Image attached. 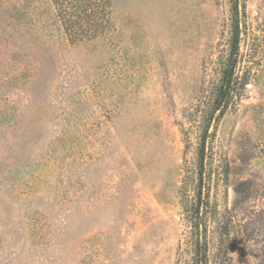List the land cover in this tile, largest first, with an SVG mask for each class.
I'll use <instances>...</instances> for the list:
<instances>
[{
  "label": "rangeland",
  "instance_id": "374dc122",
  "mask_svg": "<svg viewBox=\"0 0 264 264\" xmlns=\"http://www.w3.org/2000/svg\"><path fill=\"white\" fill-rule=\"evenodd\" d=\"M54 1L0 0V264H193L205 130L198 243L264 264V0L221 114L231 0H111L93 36Z\"/></svg>",
  "mask_w": 264,
  "mask_h": 264
},
{
  "label": "trees",
  "instance_id": "16d2710c",
  "mask_svg": "<svg viewBox=\"0 0 264 264\" xmlns=\"http://www.w3.org/2000/svg\"><path fill=\"white\" fill-rule=\"evenodd\" d=\"M110 1L111 0H55V12L57 13L61 28L65 35L70 36V33H72V31L75 32L76 28L81 29L82 31L87 30L86 34L90 36L104 34L107 30V26L111 24ZM241 4L239 0H231V47L226 58L225 67L222 71L220 84L214 99L213 113L216 111H219L220 114L223 113L233 96V91L237 84L243 85L247 82L246 80H242L239 72L242 56L239 52V46L241 35L245 30L242 27V15H244L245 4ZM208 136L209 133L205 130L200 150L201 162L198 172L197 192L195 194L196 204L194 211L196 212V215H199L200 213L202 214V210L200 209L205 208L206 210L209 205V195L203 191L206 181H209L210 178L209 175H206L205 171L208 161V153L206 151L205 143ZM198 215L196 216V221H193L192 224L197 235V244L195 246L196 257L193 259V264H208L207 244L204 242V245L202 246L198 243V236L200 237V235H202V229L206 232V223H202L200 221L202 216Z\"/></svg>",
  "mask_w": 264,
  "mask_h": 264
}]
</instances>
